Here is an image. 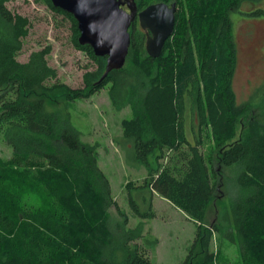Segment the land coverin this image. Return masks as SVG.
Returning <instances> with one entry per match:
<instances>
[{"label": "trees", "instance_id": "obj_1", "mask_svg": "<svg viewBox=\"0 0 264 264\" xmlns=\"http://www.w3.org/2000/svg\"><path fill=\"white\" fill-rule=\"evenodd\" d=\"M44 1L93 65L83 86L73 88L49 64L51 45L20 61L32 23L9 9L11 0H0V140L12 151L0 157V264H155L142 228H127L97 145L48 109L52 94L73 103L108 86L114 107L133 115L123 120L117 144L129 166L147 170L141 184L126 187L134 213L155 217L159 195L194 221L186 264H264V119L256 114L264 101L240 103L233 85L238 50L231 15L247 0H140L141 9L176 3L174 32L153 58L148 33L134 21L126 64L106 77L107 57L80 43L75 17ZM220 166L238 174L218 223L219 207L208 219ZM216 232L239 245L237 261L211 251Z\"/></svg>", "mask_w": 264, "mask_h": 264}, {"label": "rangeland", "instance_id": "obj_2", "mask_svg": "<svg viewBox=\"0 0 264 264\" xmlns=\"http://www.w3.org/2000/svg\"><path fill=\"white\" fill-rule=\"evenodd\" d=\"M8 7L28 17L32 23L19 60L27 62L32 52L51 45L49 64L58 70L60 80L73 88L82 87L87 65L93 64L73 46L69 26H56L55 16L44 0H11ZM258 9L264 10V0H247L231 15L238 50L233 85L240 103L252 98L264 101V14L256 16L254 13ZM109 92L108 86L89 99L73 103L67 102L62 94L55 93L48 99V109L64 119L70 118L81 132L82 139L97 145L99 165L111 182L112 194L119 208L129 218L127 228H142L150 259L155 264H186L195 242L197 224L159 195H155L153 200L156 213L153 218L139 217L130 205L127 184L131 181L141 184L147 177V170L126 163L117 138L122 135L123 120L131 119L133 115L129 108L116 109ZM256 114L264 119V110L257 109ZM11 155L12 151L0 140V157L8 159ZM217 170L221 174L218 200L210 208L208 220L212 222L215 208L219 207V223L224 221L221 219L223 206L229 205L236 194L238 172L233 167L223 166L217 167ZM110 214L112 220L120 218L115 208H111ZM210 249L217 256H224L233 262L241 254L239 245L228 238L223 239L219 232L213 235Z\"/></svg>", "mask_w": 264, "mask_h": 264}, {"label": "water", "instance_id": "obj_3", "mask_svg": "<svg viewBox=\"0 0 264 264\" xmlns=\"http://www.w3.org/2000/svg\"><path fill=\"white\" fill-rule=\"evenodd\" d=\"M51 1L78 21L80 43L90 45L96 56L107 57L104 77L112 70L124 67L131 44L129 30L136 11H125L120 0ZM176 12V4L169 6L165 3L150 5L140 12V26L148 31L146 50L151 57L157 58L163 53L166 41L174 32Z\"/></svg>", "mask_w": 264, "mask_h": 264}, {"label": "flooded vegetation", "instance_id": "obj_4", "mask_svg": "<svg viewBox=\"0 0 264 264\" xmlns=\"http://www.w3.org/2000/svg\"><path fill=\"white\" fill-rule=\"evenodd\" d=\"M120 3H121V7L127 11L128 13H132L134 11H136V17L134 18V21H138L139 25H140V21H139V14L140 12H142L143 10H145L146 8L144 9H141L140 7V4H141V1L140 0H120ZM173 4H176V3H172L170 4L169 6L173 5ZM150 6V5H149ZM148 6V7H149ZM177 6V4H176ZM133 21V22H134ZM141 27V26H140ZM142 29V28H141ZM145 32L148 33V31L144 30ZM147 38H148V35H147Z\"/></svg>", "mask_w": 264, "mask_h": 264}]
</instances>
